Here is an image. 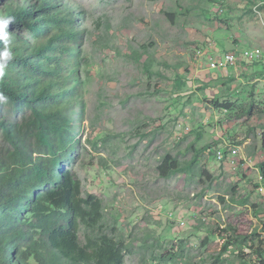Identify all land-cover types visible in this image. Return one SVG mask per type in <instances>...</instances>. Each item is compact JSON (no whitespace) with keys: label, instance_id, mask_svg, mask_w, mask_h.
I'll list each match as a JSON object with an SVG mask.
<instances>
[{"label":"rangeland","instance_id":"rangeland-1","mask_svg":"<svg viewBox=\"0 0 264 264\" xmlns=\"http://www.w3.org/2000/svg\"><path fill=\"white\" fill-rule=\"evenodd\" d=\"M64 2L83 13L87 32L77 46L83 104L72 115L81 146L54 202L90 224L81 243L91 236L97 256L114 264H256L249 244L224 253L217 228L261 231L264 193L255 183L264 160V60L215 73L198 72L195 58L211 41L239 53L264 49V0ZM9 32L28 38L29 31L14 24ZM230 102L231 109L220 106ZM233 146L241 151L237 168ZM168 153L195 167L161 178Z\"/></svg>","mask_w":264,"mask_h":264},{"label":"trees","instance_id":"trees-1","mask_svg":"<svg viewBox=\"0 0 264 264\" xmlns=\"http://www.w3.org/2000/svg\"><path fill=\"white\" fill-rule=\"evenodd\" d=\"M0 3V17L12 18L8 31L14 24L29 31L28 38L11 33L12 59L0 76V264H114L97 256L99 250L91 236L81 243L82 228L90 224H83L74 208L54 202L64 190L66 166L81 146L72 115H78L83 104L81 52L77 48L87 32L83 13L71 10L64 0ZM168 14L175 23L176 15ZM143 49L144 54L150 53V46ZM234 80L231 76L219 81ZM177 84L184 86L186 79L179 77ZM220 106L231 109L233 103ZM22 112L28 114L19 119ZM194 167L195 161L185 164L168 153L157 171L161 178L171 179ZM258 171L264 179V160ZM255 186L259 190L258 182ZM235 192L232 188L233 197ZM220 200L225 203L224 198ZM217 229L227 240L224 253L232 246L249 244L255 250L256 264H264V219L261 231L256 230L252 237L234 226Z\"/></svg>","mask_w":264,"mask_h":264},{"label":"built area","instance_id":"built-area-1","mask_svg":"<svg viewBox=\"0 0 264 264\" xmlns=\"http://www.w3.org/2000/svg\"><path fill=\"white\" fill-rule=\"evenodd\" d=\"M196 67L198 72L214 71L217 73L236 69L239 65L246 66L259 63L264 60V49L249 47L241 53L235 50H225L215 44L214 41L209 42L204 47H199L196 53ZM245 62V63H243ZM241 151L238 146L229 149V157L231 164L236 166V159L240 157ZM219 160H225V155L220 152ZM259 172V171H258ZM259 190L264 193L263 177L259 172Z\"/></svg>","mask_w":264,"mask_h":264},{"label":"clouds","instance_id":"clouds-1","mask_svg":"<svg viewBox=\"0 0 264 264\" xmlns=\"http://www.w3.org/2000/svg\"><path fill=\"white\" fill-rule=\"evenodd\" d=\"M12 23V18L0 17V76L4 75L5 69L8 66V62L12 59V51L10 48L11 33L8 31V27Z\"/></svg>","mask_w":264,"mask_h":264}]
</instances>
